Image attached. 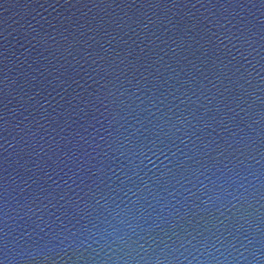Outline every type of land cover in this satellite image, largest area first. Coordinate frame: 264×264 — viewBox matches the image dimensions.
Wrapping results in <instances>:
<instances>
[{
  "label": "water",
  "instance_id": "95a60500",
  "mask_svg": "<svg viewBox=\"0 0 264 264\" xmlns=\"http://www.w3.org/2000/svg\"><path fill=\"white\" fill-rule=\"evenodd\" d=\"M0 264H264V0H0Z\"/></svg>",
  "mask_w": 264,
  "mask_h": 264
}]
</instances>
